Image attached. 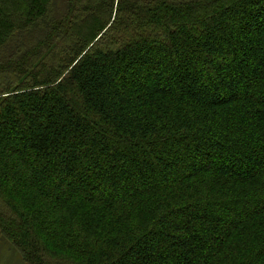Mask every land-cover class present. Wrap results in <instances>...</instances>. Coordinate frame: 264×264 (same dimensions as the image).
I'll list each match as a JSON object with an SVG mask.
<instances>
[{"label": "trees", "instance_id": "16d2710c", "mask_svg": "<svg viewBox=\"0 0 264 264\" xmlns=\"http://www.w3.org/2000/svg\"><path fill=\"white\" fill-rule=\"evenodd\" d=\"M0 233L27 264H264V0H0Z\"/></svg>", "mask_w": 264, "mask_h": 264}, {"label": "crops", "instance_id": "0c3cea01", "mask_svg": "<svg viewBox=\"0 0 264 264\" xmlns=\"http://www.w3.org/2000/svg\"><path fill=\"white\" fill-rule=\"evenodd\" d=\"M4 239L5 238L1 236L0 247L1 249H5V252L2 255L0 264H22L21 257L16 252L15 247L11 243H9V241H7L6 239L5 241Z\"/></svg>", "mask_w": 264, "mask_h": 264}, {"label": "rangeland", "instance_id": "374dc122", "mask_svg": "<svg viewBox=\"0 0 264 264\" xmlns=\"http://www.w3.org/2000/svg\"><path fill=\"white\" fill-rule=\"evenodd\" d=\"M21 82V78H19L18 80H16L15 82H13V87L11 88V90H13L14 88H16L17 86H18V84ZM1 233H0V239H1ZM5 240V239H4ZM6 241V240H5ZM10 243V242H9ZM4 252H5V249H1V247H0V260L2 259V255L4 254ZM16 252L19 254V256L21 257V262H22V264H27L26 262H25V260L22 258V256H21V254L19 253V251L16 249Z\"/></svg>", "mask_w": 264, "mask_h": 264}]
</instances>
